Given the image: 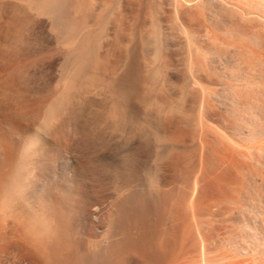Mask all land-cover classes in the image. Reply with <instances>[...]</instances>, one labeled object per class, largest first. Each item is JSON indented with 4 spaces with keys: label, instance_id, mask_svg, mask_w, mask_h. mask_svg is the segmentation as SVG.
Listing matches in <instances>:
<instances>
[{
    "label": "bare ground",
    "instance_id": "1",
    "mask_svg": "<svg viewBox=\"0 0 264 264\" xmlns=\"http://www.w3.org/2000/svg\"><path fill=\"white\" fill-rule=\"evenodd\" d=\"M0 264H264V0H0Z\"/></svg>",
    "mask_w": 264,
    "mask_h": 264
}]
</instances>
